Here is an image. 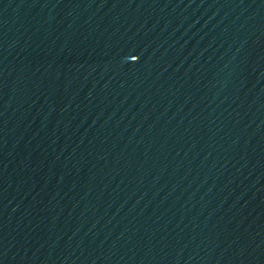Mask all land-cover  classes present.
Listing matches in <instances>:
<instances>
[{
    "label": "water",
    "instance_id": "95a60500",
    "mask_svg": "<svg viewBox=\"0 0 264 264\" xmlns=\"http://www.w3.org/2000/svg\"><path fill=\"white\" fill-rule=\"evenodd\" d=\"M0 264H264V0H0Z\"/></svg>",
    "mask_w": 264,
    "mask_h": 264
}]
</instances>
